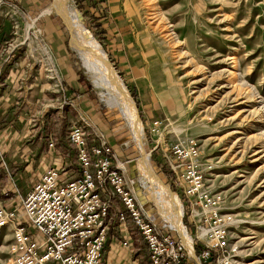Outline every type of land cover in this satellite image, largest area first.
Instances as JSON below:
<instances>
[{
  "label": "rangeland",
  "instance_id": "374dc122",
  "mask_svg": "<svg viewBox=\"0 0 264 264\" xmlns=\"http://www.w3.org/2000/svg\"><path fill=\"white\" fill-rule=\"evenodd\" d=\"M70 1L85 34L99 43L127 88L143 125L150 164L178 197L180 220L193 243L198 242L201 222L192 218L189 223L187 204L167 161L170 146L189 139L198 145L196 160L207 189L221 193L223 211L232 215L228 243L236 247V261L264 264V0ZM52 2L35 0L27 11L15 1L0 0V24L7 32L0 45L6 59L0 74H11L15 99L23 96L33 110L28 115L23 108L27 129L41 136L31 154L29 144L37 141L24 138L12 141L5 157L0 151V204L20 219V198L41 169L55 160L73 165L66 157L71 150L62 149L55 136L67 133L74 122L63 117L65 107L74 104L62 82L71 74L79 83L71 81L75 93H87L92 105L82 100L80 107H92L89 113L100 120L94 124L97 132L107 138L145 212L161 225L164 221L136 169L139 151L125 120L110 96H101L92 84ZM45 7L52 10L45 13ZM13 49L19 56L11 59ZM39 85L45 87L40 97L35 95ZM48 116L56 120H45ZM151 120L159 123L152 128ZM43 145L50 160L41 157ZM24 159L31 163L29 172L22 171ZM11 243L8 223L0 229V262L10 256ZM142 253L135 258L144 261Z\"/></svg>",
  "mask_w": 264,
  "mask_h": 264
},
{
  "label": "built area",
  "instance_id": "2783aa9c",
  "mask_svg": "<svg viewBox=\"0 0 264 264\" xmlns=\"http://www.w3.org/2000/svg\"><path fill=\"white\" fill-rule=\"evenodd\" d=\"M66 134L75 150L78 176L70 179L73 168L46 167L20 198V219L0 204V229L10 223L12 241L10 256L0 264H103L112 220L125 234L127 224H132L146 244L149 264H238L236 247L228 243L232 215L223 211L221 193L205 185L196 141L173 143L167 157L187 204L189 223L192 218L201 222L196 227L198 242L192 240L187 248L175 230L145 212L107 138L94 125L75 121ZM121 245L129 247L128 236Z\"/></svg>",
  "mask_w": 264,
  "mask_h": 264
},
{
  "label": "bare ground",
  "instance_id": "6f19581e",
  "mask_svg": "<svg viewBox=\"0 0 264 264\" xmlns=\"http://www.w3.org/2000/svg\"><path fill=\"white\" fill-rule=\"evenodd\" d=\"M53 1L54 3L52 2L51 8L61 17L65 26L68 28L69 34H71L70 36L74 40L71 43V48L78 54L80 62L85 67L86 73L89 75L92 84L100 90L99 94L101 96H110V102L116 103L117 109L125 120L135 147L139 151V156L135 159L136 169L148 190V199L155 206L160 218L172 228V230L179 233L183 243L185 240L190 243V247L185 246L191 248V237L180 220V217H182L181 214H183L182 205L176 194L169 191L168 186L153 171L149 160V154L145 151L142 142L144 132L143 125L138 118L135 104L127 88L119 79V75L114 70L107 56L104 55L99 43L93 37H89L85 34L84 27L79 17L75 15L72 1ZM48 10L50 11L52 9H50V7L46 8L45 13L49 12ZM29 36L33 38L34 33L29 32ZM44 53L47 54L46 52ZM7 224L8 223L4 226Z\"/></svg>",
  "mask_w": 264,
  "mask_h": 264
},
{
  "label": "crops",
  "instance_id": "0c3cea01",
  "mask_svg": "<svg viewBox=\"0 0 264 264\" xmlns=\"http://www.w3.org/2000/svg\"><path fill=\"white\" fill-rule=\"evenodd\" d=\"M7 1H10V2L15 1V3L19 5L22 9L25 7L27 8V11H28L32 8V5L35 0H7ZM6 34L7 32L5 31L2 24H0V45L2 44V42L5 41L4 39L6 38ZM67 57L68 55L66 57H62V61H65ZM5 60H6L5 55L2 54L0 51V70H2V62H4ZM1 74H0V140L3 141V143H2V147L0 148V151H2L3 156L5 157L6 150L8 148L9 149L11 148L10 146L11 142L14 140L19 141V139L21 140L22 138H24L25 140H28V141H31V140L37 141L36 145L35 144H29L30 146L28 145L29 149L27 150L28 152L30 151L29 153L31 154V152H33L34 149L36 148L37 144H39L40 137H41L40 132L35 135L33 130L31 131L27 129V124L29 122V119L27 118V116H25L24 109L27 110L28 115H31L33 110L30 109L27 102H25L23 96L15 99L16 96H14V92H13L14 87L12 86V83L10 82L11 74L3 73V72ZM65 79L66 80H63L62 82L67 84L66 95L69 96L70 99L72 98L71 100H73L74 104H70V106L65 107V114H63V117H66L69 120V122L80 121L79 119L86 120L89 118L87 122L90 125L91 124L94 125L95 123L97 124L98 122H100V120H94L92 115L89 113V110H91L92 107L86 108V110H83L80 107L79 103L82 100L85 105H87V103H90V102H89V99L86 97L87 93L83 95H80V94L77 95L75 93L76 85L73 86L71 81L72 80L73 82L75 81L78 86L79 83L76 80L77 77L74 78L71 74H67ZM69 80L70 82H68ZM43 88L45 87H42V85H39L36 90L37 94L35 95H38L40 97ZM90 106H92L91 103H90ZM146 112H149L148 108H146ZM47 118L45 120L52 119V117L49 118V116ZM152 121L153 120H151L150 122ZM42 149L44 152L43 154H41V157H45V158L48 157L50 160L49 150H47L45 146ZM66 154H68V156H66L68 159H71V158L73 159L71 155L69 156V153L66 152ZM49 160L47 162V165L49 163ZM23 161L25 162L23 163L22 171L23 172L31 171V163L26 161V159H24ZM8 164H12V163H8ZM53 165L65 167V165H63L61 161H57V160L54 161ZM46 167L44 166L43 169H41L40 173ZM124 235L128 236L130 239L129 247H125L121 245L122 240L125 238ZM106 248H107V254L105 252ZM140 252H143L142 255H140V257L141 259L144 257L145 258L144 261L135 258L137 253L139 257ZM113 256L114 257L116 256L117 259L113 260ZM103 264H149L148 251H147L146 244L139 237V235L137 234L132 224L130 223L127 224V230L125 234V232L117 224V222L115 220H112L109 226L108 233H107V239L104 244Z\"/></svg>",
  "mask_w": 264,
  "mask_h": 264
},
{
  "label": "trees",
  "instance_id": "16d2710c",
  "mask_svg": "<svg viewBox=\"0 0 264 264\" xmlns=\"http://www.w3.org/2000/svg\"><path fill=\"white\" fill-rule=\"evenodd\" d=\"M10 55H12L11 56V59L12 58H16V57H18L19 55H18V51L16 50V49H13V51H12V53H10ZM51 120H56V119H54V118H52ZM51 128V130H53L52 129V127H50ZM54 131V130H53ZM53 131H52V133H53ZM51 132V131H50ZM54 134V133H53ZM55 136H56V138H57V143H59V145H60V147L62 148V149H70L71 150V156L73 157L74 156V149L72 148V146L69 144V142H68V139H67V134L66 133H63V131L61 132V131H58V132H56L55 133ZM72 166H75V165H72ZM72 166L70 165L69 166V164L67 163V164H65V168L66 169H70V168H72ZM22 168V167H21ZM73 174L71 175V178L70 179H72L73 177H76V176H78V174H79V172H78V168L77 167H75V168H73ZM3 179V173H2V171L0 170V188H1V180ZM121 209L124 211V208L123 207H121Z\"/></svg>",
  "mask_w": 264,
  "mask_h": 264
},
{
  "label": "water",
  "instance_id": "95a60500",
  "mask_svg": "<svg viewBox=\"0 0 264 264\" xmlns=\"http://www.w3.org/2000/svg\"><path fill=\"white\" fill-rule=\"evenodd\" d=\"M72 41H74V40H73V38L70 36V42H69L70 45H71ZM169 191H170V190H169ZM178 234H179V233H178ZM179 236H180V235H179ZM180 237H181V236H180Z\"/></svg>",
  "mask_w": 264,
  "mask_h": 264
}]
</instances>
